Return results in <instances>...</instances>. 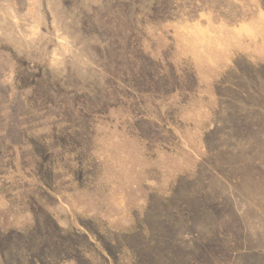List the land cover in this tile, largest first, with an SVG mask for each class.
Wrapping results in <instances>:
<instances>
[{"label":"rangeland","instance_id":"1","mask_svg":"<svg viewBox=\"0 0 264 264\" xmlns=\"http://www.w3.org/2000/svg\"><path fill=\"white\" fill-rule=\"evenodd\" d=\"M0 264H264V0H0Z\"/></svg>","mask_w":264,"mask_h":264}]
</instances>
